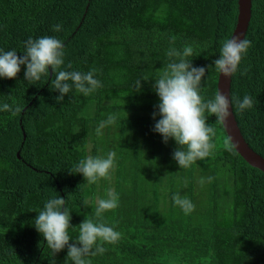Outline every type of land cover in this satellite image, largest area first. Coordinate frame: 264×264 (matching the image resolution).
<instances>
[{
  "label": "trees",
  "instance_id": "1",
  "mask_svg": "<svg viewBox=\"0 0 264 264\" xmlns=\"http://www.w3.org/2000/svg\"><path fill=\"white\" fill-rule=\"evenodd\" d=\"M251 1L244 38L251 47L231 77L230 98L245 141L264 157V0ZM237 13V0H0V52L22 56L29 38L54 37L64 46L60 70L95 69L101 84L89 95L73 86L58 103L52 73L30 82L21 66L15 79L0 78V109L20 108L16 115L0 110V264H73L67 247L54 257L34 227L58 195L71 215L70 243L86 217L120 233L115 244L98 242L105 251L85 257L90 264H264V173L235 151L207 112L214 148L190 167L173 159L174 139L165 144L153 131L160 100L152 86L180 58L168 53L192 47L186 59L208 69L199 94L213 100V61ZM245 95L254 106L241 112L235 101ZM109 115L115 123L100 128ZM110 151V180L88 184L71 173L81 159ZM109 190L118 206L97 218L96 201ZM177 193L192 203L191 212L174 203Z\"/></svg>",
  "mask_w": 264,
  "mask_h": 264
},
{
  "label": "clouds",
  "instance_id": "2",
  "mask_svg": "<svg viewBox=\"0 0 264 264\" xmlns=\"http://www.w3.org/2000/svg\"><path fill=\"white\" fill-rule=\"evenodd\" d=\"M61 28V25L53 26L54 31H60ZM250 47L251 41L241 39L240 36L224 39L220 55L213 61L216 71L225 78H231L238 71L241 60ZM24 49L22 56L17 55L15 50L0 52V78L15 79L21 71V66H25L24 79L38 82L42 77L49 76L51 69V73L55 75L52 86L59 92L56 97L58 103L64 100L73 86L84 95L91 94L101 86L94 78L95 69L87 73L60 70L64 64V46L57 38L47 36L29 38L24 43ZM192 54L191 46H186L183 53L170 51L168 55L180 57L179 61L169 63L152 86L160 100L156 106L158 111L153 113L154 120L157 116L160 117L153 131L163 137L165 144L169 139L175 140L178 147L173 153V159L180 168L190 167L198 159L206 158L214 148L212 137L215 132L207 124L205 113L214 115L217 121L223 122L230 116V107L232 108L231 98L229 99L222 91H218L213 100L203 102L199 90L208 69L193 66L191 61L186 59ZM137 86L142 87L140 81L137 82ZM235 104L238 110L243 112L251 109L254 101L252 97L245 95L242 101L236 100ZM0 110L16 115L20 108H13L5 103ZM115 120L114 115H109L107 120L100 124V128L114 124ZM115 156L116 153L110 151L106 158L89 156L81 159L73 165L71 173L82 174L88 184H95L100 179L110 180V172L115 166ZM107 196V199L101 198L96 201L97 218L118 206V196L112 190L108 191ZM172 199L186 214L193 210L192 203L182 198L179 193ZM65 203V199L59 195L48 200L44 209L34 219V227L44 237L54 257L67 247V258L73 264H90L85 257L103 253L105 249L100 243L115 244L120 239V233L102 222L96 223L86 217L79 225L78 237L73 240L75 243H70L71 215ZM83 204L87 206L88 202L84 201Z\"/></svg>",
  "mask_w": 264,
  "mask_h": 264
},
{
  "label": "water",
  "instance_id": "3",
  "mask_svg": "<svg viewBox=\"0 0 264 264\" xmlns=\"http://www.w3.org/2000/svg\"><path fill=\"white\" fill-rule=\"evenodd\" d=\"M251 0H237V19L235 27L232 31V36H240L241 39L245 38L248 25L251 18ZM51 74V71H50ZM230 85L231 78H225L222 74L218 73L217 92L222 91L230 99ZM226 135L232 144L235 151L252 167L259 169L264 173V157L254 151L245 141L240 128L235 119L233 109L230 107V116L225 121L221 122ZM19 158V152H17Z\"/></svg>",
  "mask_w": 264,
  "mask_h": 264
},
{
  "label": "rangeland",
  "instance_id": "4",
  "mask_svg": "<svg viewBox=\"0 0 264 264\" xmlns=\"http://www.w3.org/2000/svg\"><path fill=\"white\" fill-rule=\"evenodd\" d=\"M90 148H91V142L89 141L88 142V150H90Z\"/></svg>",
  "mask_w": 264,
  "mask_h": 264
}]
</instances>
